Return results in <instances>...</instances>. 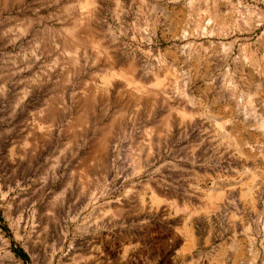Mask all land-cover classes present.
I'll list each match as a JSON object with an SVG mask.
<instances>
[{"label": "rangeland", "instance_id": "374dc122", "mask_svg": "<svg viewBox=\"0 0 264 264\" xmlns=\"http://www.w3.org/2000/svg\"><path fill=\"white\" fill-rule=\"evenodd\" d=\"M0 264H264V0H0Z\"/></svg>", "mask_w": 264, "mask_h": 264}]
</instances>
